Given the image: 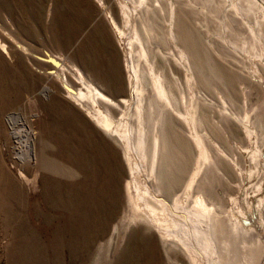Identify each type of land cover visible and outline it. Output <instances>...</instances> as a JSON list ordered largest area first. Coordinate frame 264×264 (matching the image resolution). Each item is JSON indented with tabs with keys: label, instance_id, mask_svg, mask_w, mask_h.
<instances>
[{
	"label": "rangeland",
	"instance_id": "obj_1",
	"mask_svg": "<svg viewBox=\"0 0 264 264\" xmlns=\"http://www.w3.org/2000/svg\"><path fill=\"white\" fill-rule=\"evenodd\" d=\"M246 1L176 0L174 23L181 34L176 43L168 36L169 17L156 11L149 15L156 31L151 36L146 31L147 15L134 1L105 0L104 10L99 0H0V41L9 50L5 54L0 49V264H210L202 251H196L194 263L180 246L164 243V234L152 219V225L130 219L138 202L136 181L142 193L149 190L167 210L161 219L191 225L187 213L176 211L172 201L182 195L200 156L197 134L205 136L213 161L221 168L215 173L207 166V194L220 202L223 212L232 213L233 222L237 217L243 220L249 238L255 232L254 245L246 244L242 254L233 249L239 255L233 262L264 264V59L258 56V38L248 28L264 21V0H258L250 13ZM124 2L134 14L130 25L122 22ZM106 10L122 24V40ZM136 32L164 73L172 63L179 72L176 78L184 90L180 108L189 118L185 122L169 110L170 119L161 125L162 133L173 139V158L164 156L159 180L150 174L144 152H130V166L124 144L123 149L74 105L61 91L56 75L50 78L61 62L79 64L100 79L112 97L130 99L123 108L126 122L138 127L128 78L132 66H148L140 57ZM254 44L257 51L251 49ZM182 46L191 52L194 48L197 55V80L192 87L187 84L191 72L171 56L180 53ZM192 99L198 104L196 125L190 116ZM232 111L243 116L253 113L258 121L256 137L244 133V124ZM146 125L152 134V121ZM28 138L33 141L35 160L15 167L14 156L26 147ZM253 154L263 156L255 162Z\"/></svg>",
	"mask_w": 264,
	"mask_h": 264
},
{
	"label": "bare ground",
	"instance_id": "obj_2",
	"mask_svg": "<svg viewBox=\"0 0 264 264\" xmlns=\"http://www.w3.org/2000/svg\"><path fill=\"white\" fill-rule=\"evenodd\" d=\"M126 1H134L136 5L138 4L139 6L138 8L140 10L145 11L147 15L146 21H145L147 24L146 31L147 33L151 32V36L154 35L155 37L156 31L153 27L154 24H152L153 19L149 15H151L153 11L154 13L156 11L157 13L159 12L161 14L164 13L166 14V16L169 17V21H170V27H169V32H168L169 38L172 39V41H175L176 43H178L181 40L179 38L181 34L180 32H178V29H177L178 26H175V23H174V21L177 20V15H178V12L175 6L176 0L174 1L173 0H126ZM163 1L167 2L166 6L162 3ZM257 1L258 0L246 1L248 2V4H250L249 9L251 7L250 11L249 10H246V11H249V13L253 12L254 9L257 8V6L259 5ZM99 2L105 10V8L107 7L105 0H99ZM234 7H235L234 12L235 11L238 12L239 11L238 7L237 6H234ZM263 7H264V2H262L261 10L263 9ZM130 9L131 8H129L127 2L121 3L122 22L124 21L126 25H130L132 21L131 19L133 18L132 16L134 15V14L132 15V11ZM241 11H243V8L242 10H240V12ZM105 14H106V18L109 20V23L113 31L116 33L118 39L123 38L125 36V31L123 29L122 24L118 22L117 18L113 15L111 11L106 10ZM255 19H258V18H255ZM249 23L247 27L249 26ZM248 28L250 30L248 31L251 32L250 34L254 35L253 38H258V41H256V43H259L260 45V47H257L259 48L258 51H257V48H255L256 47L255 44L251 45L253 46L251 49L259 52L258 56L261 55L263 57L261 58L264 59V56L262 55L264 52V49H262L264 45V21L262 20L256 21L252 26ZM140 33L136 32V36H137L136 42L140 46V51H139L140 57L142 58L143 62L146 63V65L148 66V69L147 68L142 69L143 66L142 67L140 66V68H138L134 65L131 67L133 74L130 75L128 78L129 79L128 87L131 90L133 99H135V103H134L135 107L132 110L133 117L137 118L139 122L138 127L126 122L127 113L124 110L125 109L124 106L126 104H129V102H131L130 99L121 98L120 100H117L114 97H112V95L107 93V91L104 89L105 87L103 85L104 83L102 84L100 79H97L92 73L91 74L86 73L79 64L70 62V64L68 65L66 61L61 62L60 64H57L56 66H54L55 70L54 72H52L50 78L53 79L55 78L53 75H56V77L61 82V89H62L61 91L64 92L65 95L69 96L70 100L73 101L74 105L78 106L79 109L83 111L86 114V116L90 118L96 124V126H98L101 130L106 132V134L108 133V135L113 137L114 140L118 141L120 145L123 147V149L125 146V149H126L125 158H126L127 163L130 164V166H131L130 162L132 158L130 155V152H132L133 150L137 152L139 151L144 152L145 158L150 163V166H149L150 174L155 177V180H159L160 175L158 171H159L162 161L164 163V160H163L164 156L167 159L173 158V153H171L172 148H173V139L170 136L162 133V131L160 130L161 125L162 124L164 125L165 124L164 122H167L166 118L167 117L169 118L170 114L168 113H170V111L177 113L178 117L182 118L185 122H188L189 118H187V114L183 113L180 108V106H182V101L184 99L183 98L184 90H182V85H181L182 83L179 82L180 78L179 79L176 78V75L179 72L176 73V70L173 67V63H172V66L171 64L168 66V69H167L168 73H164L163 70L165 69H162L160 66L157 65V62L155 61V58H154L155 54H153V51H151L150 47L148 48L144 39L141 37L142 35ZM150 39L152 38L150 37ZM1 41H0V49L5 54H9L8 46L3 44L4 42H1ZM187 47H190V46L188 45ZM245 48L246 47L244 45V49ZM24 52L27 53L28 52L27 49H24ZM171 56L175 60L176 64L182 67V69H184L185 72L187 71L191 72V79L187 81V84L191 85V87L194 86L197 80L196 71L198 70V64H197V59H196L197 55H195L194 48L192 49V52H191L189 49L187 50V48L182 46L180 53L175 55L173 52ZM260 71L262 72L261 69ZM252 74L253 73H251V75ZM46 90L49 91L48 87L46 88ZM192 100L193 101H192L191 109H193V111L191 112L190 116H192V119L196 125L197 120H198V117H197L198 115L197 105L198 104L196 100L194 99ZM115 113H119V117L118 116L116 117ZM233 116H235L236 119L238 117L241 123L244 124L245 126L244 133H246L248 137H251L252 135H255L256 137L257 130H258V125H257L258 121H257V118L253 116V113L251 115V113L247 112L245 113V116L233 113ZM8 119H11V118H8ZM151 121H152V130L154 129L152 131L153 132L152 134H150L148 127L146 125L148 122H151ZM13 122L16 123L15 120ZM32 132H29L30 137H31ZM13 134L17 135V133H15V130ZM149 141H151L150 143L152 145V148H151L152 151L150 153H148L147 151ZM195 141H196L197 148L200 149V150L197 149V151L198 150L200 151L199 152L200 156L198 157V160L196 161V165L193 171L190 173L189 178L184 183V187H183L184 189H183L182 195L177 196L176 199L172 201V205L174 206V209L176 211L182 212L183 214L187 213V215L189 216V222H191V225L190 223L189 224L188 223L187 224L178 223L173 218L169 220V217L165 219H161L160 216H166L167 210L162 206L161 201L157 200L153 196V194H151L149 190L145 191V193H142L141 188L138 186L135 180H134L135 189H136V193L138 194V202L135 201L133 205L134 206L133 213L135 214V217L134 218L130 217V219L133 221L134 219L136 221L137 220L144 221L145 223L149 222L148 224H151V225H152V222L150 219H152L154 224L158 228V230L160 232L162 231V233L164 234V237H165L164 243L169 241L172 244L180 246L188 254L192 255V261L194 263H196L197 261V259H195L196 251H202L208 257L210 264H228V262L229 264H235L234 262L237 261V259L239 258V255H237L235 252L232 253L233 249H238V251H240L242 254V251L244 250L243 248L245 247L246 244L248 245L250 242H252L251 244H253L254 237L252 236V234L255 235L254 234L255 232L254 230L252 231L251 230L252 227H250L251 229L248 232L252 231L253 233L251 232L252 234H250L251 237L249 238L248 235L246 234L247 231L245 230V227H244L245 223L243 224V220L240 217H237V220L233 222L232 220L233 217H231L232 213L230 215L229 212H223L222 205L220 204V202L213 200L207 194V190L204 187L206 186L205 185L206 180L204 179L207 175V171L209 170L207 166H210L211 167L210 169H212V171L215 173L220 172L221 168L216 162L213 161V157L208 148L207 139L205 138V136L201 134H197L195 137ZM11 142L12 140H10V143ZM25 143H26V147L24 149L20 147L19 148L21 150L20 154H16L14 156L15 167L17 166V167L23 168L24 164H27L28 161L31 162L35 160V157L33 155V149L31 147L33 143L32 139L28 138V140H26ZM188 151H189V148H188ZM258 154L257 155L253 154V158L256 160L255 162H257L258 160V157H259ZM261 156H263V154L262 155L260 154V157ZM134 170L135 169L131 167V172H134ZM252 177H253V174H252ZM130 184L131 183H129L128 186H130ZM208 185H209V182H208ZM157 188H158V191L160 192V186ZM127 191H128L129 202L132 203L134 201V196H133V193L130 192V187L128 188ZM185 196L187 197L186 199H185ZM189 198L191 200H189ZM187 199L189 201H187ZM240 207H241V204H240ZM233 211L235 210L233 209ZM246 221H249V220H246ZM248 225L251 226L250 223ZM239 264H246V263H244V261L241 259Z\"/></svg>",
	"mask_w": 264,
	"mask_h": 264
},
{
	"label": "crops",
	"instance_id": "obj_3",
	"mask_svg": "<svg viewBox=\"0 0 264 264\" xmlns=\"http://www.w3.org/2000/svg\"><path fill=\"white\" fill-rule=\"evenodd\" d=\"M175 199H176V197H175Z\"/></svg>",
	"mask_w": 264,
	"mask_h": 264
}]
</instances>
